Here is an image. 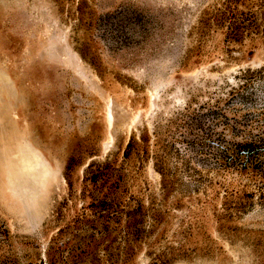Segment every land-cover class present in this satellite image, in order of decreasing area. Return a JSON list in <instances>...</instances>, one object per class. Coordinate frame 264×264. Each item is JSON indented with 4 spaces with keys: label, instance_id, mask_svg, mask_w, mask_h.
<instances>
[{
    "label": "rangeland",
    "instance_id": "374dc122",
    "mask_svg": "<svg viewBox=\"0 0 264 264\" xmlns=\"http://www.w3.org/2000/svg\"><path fill=\"white\" fill-rule=\"evenodd\" d=\"M0 264H264V0H0Z\"/></svg>",
    "mask_w": 264,
    "mask_h": 264
}]
</instances>
